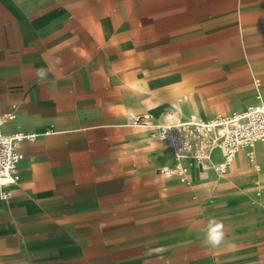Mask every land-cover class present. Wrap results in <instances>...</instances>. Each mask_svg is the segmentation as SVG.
Instances as JSON below:
<instances>
[{
	"label": "crops",
	"instance_id": "0c3cea01",
	"mask_svg": "<svg viewBox=\"0 0 264 264\" xmlns=\"http://www.w3.org/2000/svg\"><path fill=\"white\" fill-rule=\"evenodd\" d=\"M240 21L239 62L260 85L236 86L228 103L253 101L217 115L264 100V0H0V114H14L1 129L35 134L0 197V264H264V141L257 170L241 149L221 179L214 150L183 182L159 171L175 159L155 130L126 123L214 117L199 105L213 80L182 58L230 56Z\"/></svg>",
	"mask_w": 264,
	"mask_h": 264
},
{
	"label": "built area",
	"instance_id": "2783aa9c",
	"mask_svg": "<svg viewBox=\"0 0 264 264\" xmlns=\"http://www.w3.org/2000/svg\"><path fill=\"white\" fill-rule=\"evenodd\" d=\"M258 83V79H255ZM13 113L0 114V197L10 196V186L18 181L17 164L21 154L17 144L32 139L35 134L15 132L4 133L3 123L13 117ZM128 125L153 128L155 135L166 141L174 151L175 162L160 168L166 176H176L180 181L187 180L188 168L196 164L208 168L214 150L221 152L224 162H231L237 151L244 149L246 157L256 168L254 144L264 141V100L258 99L245 109L229 114L204 119L191 114L180 118L175 114L163 123H154L149 116H127ZM209 164V165H208Z\"/></svg>",
	"mask_w": 264,
	"mask_h": 264
},
{
	"label": "rangeland",
	"instance_id": "374dc122",
	"mask_svg": "<svg viewBox=\"0 0 264 264\" xmlns=\"http://www.w3.org/2000/svg\"><path fill=\"white\" fill-rule=\"evenodd\" d=\"M241 23H235L231 28L226 30V35L230 34L231 36V45H230V56H211V57H202V56H193V57H184L185 64L189 66L199 67L201 71L199 74H196L194 77H199V79L211 77V87L205 88L206 92L209 91L211 94V105L207 104H199L200 107L206 110L209 106L211 107L210 115L206 114V117H212L217 114H223L230 112L236 108H242L247 104H250L252 100L248 101L246 104L241 107H235L233 104L228 103V101L232 100L235 95L234 89L236 86H245L247 89L253 88L254 91H257L260 83H256L255 79L258 76H252L248 73V77L246 71L243 66L240 65L239 61H245L244 53L245 50L249 47L247 41H243L240 38V34L238 29L240 26L245 27L248 22L240 21ZM224 32V31H223ZM217 32L215 34H211V39L215 38V41H211V49L212 48H223L224 44L222 40H219L224 33ZM241 52V56H236ZM245 66L247 65L245 61ZM223 76H227L228 79H224ZM221 77V79H217ZM247 78V80H246ZM249 78V79H248ZM192 80V79H191ZM259 82H261L259 80ZM258 92H256L257 94ZM230 96V97H229ZM205 116V115H201ZM165 143L169 146V144L165 141ZM170 147V146H169ZM250 168L255 171L254 166L248 160H246ZM209 165V164H208ZM212 170V163L209 165ZM195 172L197 169L195 167ZM218 172V171H216ZM224 176V171H221V179Z\"/></svg>",
	"mask_w": 264,
	"mask_h": 264
},
{
	"label": "clouds",
	"instance_id": "9594fccd",
	"mask_svg": "<svg viewBox=\"0 0 264 264\" xmlns=\"http://www.w3.org/2000/svg\"><path fill=\"white\" fill-rule=\"evenodd\" d=\"M57 63H60V59L57 58ZM48 71L44 68L37 69L35 75L37 79L43 82L47 77ZM223 225L216 222L214 219L209 221V227L207 229L206 242L213 247L219 246L224 239V233L222 231Z\"/></svg>",
	"mask_w": 264,
	"mask_h": 264
},
{
	"label": "bare ground",
	"instance_id": "6f19581e",
	"mask_svg": "<svg viewBox=\"0 0 264 264\" xmlns=\"http://www.w3.org/2000/svg\"><path fill=\"white\" fill-rule=\"evenodd\" d=\"M171 150H172V155H174V151L172 148H171ZM226 165L227 164L224 162V159H222V161L217 165V169H219V171H223L224 168L226 167ZM212 167H213V165H212Z\"/></svg>",
	"mask_w": 264,
	"mask_h": 264
}]
</instances>
